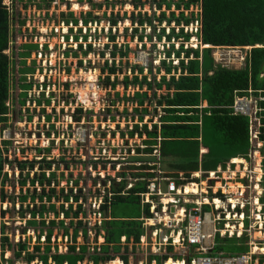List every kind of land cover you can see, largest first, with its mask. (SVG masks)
I'll return each mask as SVG.
<instances>
[{"label": "trees", "instance_id": "obj_1", "mask_svg": "<svg viewBox=\"0 0 264 264\" xmlns=\"http://www.w3.org/2000/svg\"><path fill=\"white\" fill-rule=\"evenodd\" d=\"M10 0H0V137L3 132L5 122L10 121L7 115L10 114V107L8 103L11 101V93L20 89V91H30L34 84H28L25 75H34V67H28V60L32 58V53L38 49L39 45L23 44L20 50L16 52L13 50V55H16L20 61L19 76L20 82L16 81L15 64L11 55L7 52L11 50L12 33L16 16L12 15L8 7L5 6ZM110 0H107V2ZM156 2V0H154ZM55 2V0H30L37 10L48 9ZM82 5L84 0H79ZM86 3L92 9L102 10L103 4H95L93 0H86ZM125 6V3H122ZM136 11L142 10L147 3L142 0H134L132 2ZM159 11H163L164 5L168 11L176 8L177 11L182 12L181 15L172 14V18L168 19L167 13H163L158 19L159 26H163L166 22L170 27L176 23L179 27L183 25L190 27L197 19L193 14L192 19L186 16V12L197 7H201L203 31L202 43L205 46L218 48H253L251 58L248 61V67L242 71H233L226 68L216 66L212 57V49L204 50H186L183 46L181 51L176 52V45H172V50L168 51L169 58L176 53L181 60L183 53L186 54L188 63L183 61L181 63L182 74L179 78L172 76H162L158 81L157 76H154L153 70H148V76H153L152 79L145 76L146 69L136 67L133 70L134 79L126 75L122 82L120 73L116 64L110 69L113 76L108 78V85L117 88L118 85L123 84L126 90L131 86H138L140 90L147 87L146 92H136L135 99L140 106H144L145 102L157 98V93L149 98V90H167V94L160 97L157 102L158 107L164 110V115L160 116L159 123H153L152 128L148 124L140 125L144 122L145 116L150 115L148 109H144L138 115V123L135 124L133 130L129 135L134 138L145 137L143 141L144 149H138L137 157L133 158L132 163L141 164L140 167H132L129 170L131 174L123 173L121 178L123 183L119 184L117 180L109 179L105 183V192L103 195L104 203L102 204V211L109 220L104 222L103 230L105 232L106 244L101 248H97L95 253L90 251L89 246V231L84 226V221H79L72 225H76V230L73 236V245L69 246L66 254H61L57 250L55 253L52 247L53 232L59 225L65 226L66 222L63 220L58 222L56 220L47 221L50 213L54 214L55 218H61L63 214L69 219L72 218L74 211V204L66 208V204L74 201L78 204V210L74 214V220L79 219L84 212V205L79 204L85 199L83 190L81 194H75L74 189L70 193H66V188L60 189V194L57 192L59 183L57 180V172L60 171L63 164L66 168L69 167V162L61 159V161L48 160L44 157L41 161L22 162L19 163L18 168L23 174L28 171L27 176L21 181L22 189L30 182V186L34 187V191L30 189L26 194H21L18 198L21 204L20 210L22 217L25 213L30 214L28 225L36 228L40 224L46 230H42L39 235L46 237V246L43 248L41 243L35 246L33 253L30 252V247L26 243H19L12 246L7 236V226L4 219L7 211H4L3 204L7 200L6 179L4 178V171L6 163L4 161L3 152L0 149V264H13L12 261L5 259L8 251L12 250L14 259L26 260V264H33L38 261L40 264H85L87 261L93 264H109L122 259L125 264H129V246L139 244L141 237L144 235L143 222L145 218L150 217L149 206L142 204L140 194L148 192V181L155 178L154 174L147 173L156 171L154 164L165 165L172 173H169L168 178H180L181 174H185V178L191 182L192 175L202 171L203 173L216 172L220 167L226 170L227 165L233 159L251 160V153L253 152V140L251 133V119L243 115L233 114L230 106H233L237 95H247L249 90L256 91V95H260L262 91L264 97V0H160L157 4ZM116 7L117 4L113 3ZM107 16V15H106ZM19 17V16H18ZM64 17V16H63ZM18 19L21 26L25 25L26 20ZM130 20L133 26H153L155 17L152 19L148 14L140 13L133 15L129 19L126 14L123 18L121 15L109 19L112 31L118 29L120 24L124 21ZM82 22L84 28L89 25L99 24L102 22L100 17H96L93 13H87L78 20L74 14L69 15L66 21L67 25L73 24L78 27ZM74 31V30H72ZM134 39L140 33V29L136 30ZM166 29L163 34L158 36L159 41H163L167 37ZM152 40L151 36H140V41L143 42L145 38ZM186 38L188 41L191 35H186L185 30L182 35H177L176 30H173L171 36H168L170 42ZM82 39L87 42L88 34ZM113 43H117V35L111 37ZM78 42L79 37H76ZM81 47V46H80ZM82 45V51H83ZM91 52H95L92 45H86V50L83 54L88 57ZM130 44L123 45L121 48L115 44L113 51V58L117 59L121 55L122 59H128L130 55ZM106 55L105 53H103ZM194 57V60L192 59ZM109 64L103 70L106 74L109 70ZM163 68V69H162ZM160 74L165 70L167 75L174 74L173 66H169L167 62L159 69ZM177 70V69H176ZM178 71V70H177ZM138 74V76H136ZM116 76V81L112 83V77ZM139 76H144L140 80ZM23 97H27L24 95ZM206 102L208 107L201 108ZM42 105V101L38 100ZM49 103V102H48ZM23 105L26 101L23 100ZM261 108L264 111V101L261 102ZM80 113L83 109L78 110ZM42 113L47 118L48 122L52 121V116L48 115L46 109ZM210 114V115H209ZM264 114V112H263ZM81 121V118H77ZM264 123V120H263ZM51 135V134H49ZM126 136L127 134H123ZM261 141H264V128L260 135ZM160 139V140H159ZM159 147V149H158ZM206 150V153L201 155V151ZM159 151L160 160L156 156ZM46 156L51 155V149H47ZM38 155H43V151L39 150ZM142 157V158H141ZM88 166L89 164L83 163ZM38 167L39 174L36 173L31 179V172H34ZM98 170V166L94 167ZM47 172L49 176H47ZM132 177L134 187L128 191V178ZM7 177V176H6ZM41 187V193L38 192L36 186ZM54 185V186H53ZM62 199V200H61ZM56 202L64 201L61 208L57 209ZM38 202V203H37ZM139 202L143 208V216L141 217H127L121 219L114 213V208L120 204ZM26 210H23L28 204ZM32 206V208H30ZM204 210H210L208 206ZM37 217L41 219L37 222ZM66 237H69V227L66 226ZM83 232L85 244L79 246L78 240ZM102 236V230L97 232V238ZM127 238V245H123V239ZM248 239H221L216 238V247L213 254H223L225 256H236L247 253L249 248L246 246ZM100 250V252H99ZM173 252V249H171ZM124 253V255H123ZM170 257L159 258L150 257L148 264H152L155 260L157 264H165ZM23 259V260H24Z\"/></svg>", "mask_w": 264, "mask_h": 264}, {"label": "rangeland", "instance_id": "obj_2", "mask_svg": "<svg viewBox=\"0 0 264 264\" xmlns=\"http://www.w3.org/2000/svg\"><path fill=\"white\" fill-rule=\"evenodd\" d=\"M133 1L134 0H110L107 2V0H93L95 4L104 5L102 10L92 9V7L86 3V0H84L83 5L79 0H55L51 6L53 7L54 3L60 4V7L53 9L57 24L61 20L66 22L70 14H74L75 17L80 20L82 16L91 12L96 17L102 19L100 25L93 24L89 25L88 28H84L80 22L78 27L74 26V31H70V36L74 37V39L77 36L79 37L78 42L75 39L73 44L70 43V45H72L70 50H73L74 55L72 58L68 57V61H66L68 63L67 67L68 65L70 67L69 79L72 81L68 90L69 92L72 91V93H70L68 98L65 96L62 97L61 95V100L59 102L55 101L56 105L55 103L53 104V107H55L52 109V114L56 115L54 122H47L45 127H41L44 124L43 121L38 123V120L35 118V124H38V126L37 128H34V125L32 127H30V125L27 126V131L31 134V138L23 142L24 146L33 144V148H29L24 152L29 162L42 160V156L37 154L38 150L51 149V155H47L49 160L61 161V159H63L65 162H69V166H72L70 169H67L62 165L60 171L57 172L56 182L59 183L57 187L58 194H60V189L66 188L67 194L70 193V190L74 189L75 194H81L83 190L85 196V199L81 201L86 212L85 216L82 214L79 219L74 220L73 217L78 210V204L70 202L66 204V208L68 209L70 205L74 204L72 218L68 219L66 216L64 218V215H62L61 218L54 219L53 213H50L48 217H46L48 222L50 220H56L57 223L63 220L66 222L65 226L59 225V227L54 229L52 247L55 253L58 250L62 254H65L69 246L73 245V236L77 227L76 225H72L73 221L78 223L84 220V226H92L94 233L93 235L91 233L89 240L92 249L97 246L101 247L105 244L103 237L97 238L98 228L94 227L99 221V216H97L94 211L90 212V210H94L93 208H95L97 199L99 204L101 197L106 194L105 183L109 182V187H111L109 179H119L121 174L124 173V170L128 169V163L133 160V151L144 149L143 141L146 139L145 137L139 138L136 136L132 138L129 135L135 124L138 123V115H140L144 109H148L150 115L145 116L144 122L140 125L142 126L147 123L149 128H152L153 125L150 121L159 123L160 116L164 115V110L158 107L157 102L160 97L168 93L166 89L158 91L154 88V90H149V98L151 99L155 92L157 93V98H155V100L153 99V101L148 99L144 106H140L135 99V94L136 92H146L147 87L140 90L138 86L133 85L129 90H126L123 84L118 85L117 88L108 85V78L113 76L110 72L113 64H116L120 73H122L119 75L122 82L126 75L134 79L135 75H133V70L138 66L153 70L154 76H157L158 81L165 75V70L160 74L158 69L160 67V62L166 59L167 50L163 51L165 40L159 41L158 36L162 35L165 29L167 33L170 34L177 26L174 23L172 27H170L167 22L163 26H159L158 19L163 13H167L168 19H171L173 13L179 16L182 12L177 11L176 8H173L172 11H168L165 5L163 11H159L156 4L160 2V0H156V2L154 0H142L144 3H147V5L142 10L136 11L132 5ZM175 1L179 2V0ZM27 3H29L27 0H23V2L17 6L21 19H28L26 27L29 26L31 21L32 26H42L43 22L39 24V22L36 21L38 20V15L35 14L34 8L31 5L25 8ZM113 3L117 4V6H112ZM122 3H125V6ZM76 4L79 5V11L75 8ZM8 5L12 9V3L9 2ZM65 6H67V9H65ZM194 11L195 12L191 10V12H187L188 14L186 15L192 19L193 14L196 15L199 12L198 9H194ZM135 13L136 15L140 13L143 15L148 14L152 19L155 17L156 20L153 26L148 25L140 28L138 25L133 26L132 21L127 20L121 23L118 29L112 31L109 19L112 18L113 15H121L123 18L127 14L129 19H131ZM44 24L47 25V23ZM137 29H140V33L135 36L134 39L133 35L137 34ZM14 32L15 28L13 26V33ZM26 32L25 35L30 36V33L28 31ZM193 33L196 34V30L193 32L191 31L189 35L194 37ZM87 34L89 39L85 42L82 37ZM25 35L21 36L20 39L25 37ZM115 35H117L118 38L117 43H113L111 39V37ZM142 35L144 37L151 36L153 40L151 41L145 38L144 41L141 42L140 36ZM20 39L19 42L24 43V45L35 43V41L32 42L30 40L26 42L25 38H22L23 41ZM58 42L56 40L52 41L51 46L54 45L56 47ZM193 43L197 44L195 41H193ZM115 44H118L120 48L123 45L130 44L131 52L128 59H122L120 54L117 59L113 58L112 54L115 50ZM172 44H174V41ZM82 45L84 48L83 51ZM86 45H92L95 49V52H91L88 57L83 54L86 50ZM20 47H16L14 50L17 52L20 50ZM169 48L170 42L168 41L167 49ZM58 49L59 46H57V50ZM227 52H230L231 55L227 60L230 63V67L226 69L242 71L249 66L248 61L249 58H251L252 50L212 49L213 57L214 54H217L218 57L217 60H215L216 66H219L217 63L219 59H225L224 54ZM154 55H156V58H154ZM11 57L14 60L16 69L15 77L17 79L20 62L16 55L11 54ZM176 63H179L178 60H175V65H177ZM107 64H109L110 68L106 74H103V70L107 67ZM136 76H138V74ZM145 76H148V72H145ZM143 77L139 76L140 80H142ZM148 78L152 79L153 76H148ZM115 81L116 76L112 77V83ZM260 92L262 91H259V93ZM79 109H83L84 112L80 113L78 111ZM77 118H81V121H77ZM33 133H36L37 136L41 135V141H38L37 147L34 146L35 141ZM124 133L127 135L124 136ZM48 134L51 135L48 136ZM259 146L261 148H259ZM256 156L257 160L259 156V160L263 163L264 168V141L258 142V140H255L251 160H249L248 165L245 166L246 168L249 167V173L246 174L247 179H252L254 175L255 181L257 179V183H260V180L264 177V171L259 168L256 172L258 165ZM83 163L89 165L85 166ZM121 164H123L122 170L119 168ZM96 166H98V170H95L94 167ZM237 170H241V166H238ZM13 172L14 174L12 177H9L6 186L7 194L10 196L7 209L8 213L4 218V222L7 226L6 233L12 246H16L22 241V243H26L30 247V252L33 253L35 246L38 245L39 242L43 248L46 246V242H44L45 236H43V238L41 237L39 241L41 231L46 229L40 224H37L36 228L29 226L28 221L31 220L29 213L26 212L25 217H22L21 210L18 207L20 201L16 198L21 194H26L28 189L33 192L34 187L30 186V182H28L27 186L22 189L21 181L25 177L22 176L20 180V175H17L16 171ZM167 172L172 173L170 169L165 166V173ZM36 173H40L38 167L34 172H31L30 178L32 179ZM47 176H49L48 172ZM221 176L223 177L225 175ZM19 180L20 182L18 183ZM203 183H207V181ZM36 188L38 192L41 193V188L38 185ZM259 188L260 186H258V191L260 195H262L263 187ZM235 189L236 187L232 190L235 191ZM53 203H56L59 211L63 210L61 206L65 203L64 201L56 202V200H54ZM257 204L258 203H256V207H262L260 204ZM28 205L29 203L25 205L23 210H26ZM30 208H32V206ZM114 213L121 219L127 217H141L143 216V208L140 206L139 202L120 204L114 208ZM40 221L41 219L37 217V222L40 223ZM66 226L70 228L69 237H66ZM260 236L264 239V235ZM78 243L79 246L85 244L83 232H81ZM150 253L149 251L148 254L150 255ZM146 258L147 255L142 248H133L129 246V264H148L149 259ZM5 259L12 261L13 264L27 263L24 259V255L22 259L15 260L12 250L8 251ZM33 264L40 263L36 261ZM85 264L93 263L87 261ZM109 264L125 263L118 259L115 263Z\"/></svg>", "mask_w": 264, "mask_h": 264}, {"label": "built area", "instance_id": "obj_3", "mask_svg": "<svg viewBox=\"0 0 264 264\" xmlns=\"http://www.w3.org/2000/svg\"><path fill=\"white\" fill-rule=\"evenodd\" d=\"M27 1L29 2L30 0ZM9 2L12 3V9L8 5ZM21 2H23V0H10L5 5L12 15H15L17 18L14 22L15 32L12 33L13 41L11 43V50L8 51V53L13 55V50L24 44L20 43L19 39L27 33L26 31L30 33V36L25 35V37L22 38H25L26 42L29 40L32 42L35 41L34 44L39 45V47L32 53V58L28 60V67H34L35 73L34 75H25L28 84H34L33 89L30 91H20V89L15 92L13 91L8 106L11 110L10 117L13 116V108L16 107L20 108L24 118L27 119L29 116L28 108L31 109V113H33L35 107H38V113L40 112V108H47L48 113L52 114L55 101L59 102L61 100V95L62 97L65 96L68 98L70 93H72V91L69 92L68 90L72 81L69 79L70 67L69 65L67 67L68 63L66 61H68V49L70 47L67 36L70 35V28L74 26L72 24L68 26L63 20L59 21L57 24L53 9L60 7L59 3H54L53 7L42 10H37L32 3H27L25 8L31 5L35 10V14L38 15V20L36 21L39 22V24L43 22V24L42 26H32L31 21L29 26L26 27L28 19H24L26 20L25 25L21 26L18 21L21 15L17 10V6L20 5ZM65 9H67V6H65ZM195 9H198L199 12L196 14L197 19L190 27L185 25L179 27L175 23L177 27L173 30H176L179 36L182 35L183 30L187 33L186 35L196 30V34L193 33L194 37L191 36L190 41L186 38H181L180 40L174 39L176 52L181 51L183 46H185L186 50H254L253 48H218L205 46L201 38L203 25L200 16L202 15V10L200 6ZM192 10L195 12L194 8ZM186 14L188 13L186 12ZM186 16L188 17V15ZM44 23H47V25ZM173 30L170 34L167 33V35L171 36ZM168 36L164 38L165 47L163 51L167 50L166 59L160 62V67L163 66L164 62H167L168 65L173 66L175 70L174 74L171 75H167L165 71L164 76H168L170 79L172 76H177V78H179L183 72L181 63L183 61L187 62L188 59L185 53H183L181 60L176 53L173 54L172 58H169L168 51L172 50L173 41L170 42ZM22 38L20 39L21 41H23ZM55 40L57 42L59 40L57 45L59 46L58 50L57 46H51V42ZM70 40L73 41V37H70ZM168 41L170 42L169 49H167ZM193 41L197 44H194ZM230 55L231 53L227 52L224 54L225 59H219V61H217L220 67H230V63L227 61ZM154 58H156V55H154ZM217 58V54H214V61L217 60ZM192 59L194 60V57ZM175 60L179 62L176 63L177 65H175ZM148 70L149 68H146V72H148ZM20 79L21 77L17 75L16 81L20 82ZM256 93L257 92L254 90H249L247 95H237L233 106H230L233 114L243 115L251 119L252 140H254L253 150L255 140L261 142L260 135L262 133V128H264V111L261 108V102L264 101V97L262 96V92H260V95H256ZM22 95H27V98H23ZM23 100L26 101L24 107L20 106ZM38 100L42 101L41 106H39ZM49 100H51V105L46 107L47 101ZM206 107H208V105H203L201 108ZM55 117L56 115L53 116V121ZM43 121H46L45 117H43ZM44 123L47 125L46 122ZM10 124L11 123H9V125ZM12 130L13 128L9 126L4 131L2 138L3 141L12 142L11 146L6 147L9 150L8 159L12 164L7 166L6 172H8L11 177L14 174L13 171H16L17 175L20 173L18 165L15 164L16 157L21 161L27 160L26 153L24 154L25 157H23L22 153L32 147L30 144L29 146H24V140L21 134L16 133L13 138ZM259 148L261 147L259 146ZM133 153V158L137 157L136 151H133ZM205 153V150L201 151V155ZM156 156L160 160V156L162 155L157 151ZM128 164V169L124 170V173L128 174L132 172L127 171L130 168L141 166V164H135L132 163V161ZM154 166L156 167V171L147 173L154 174L155 178L152 180H147L145 178V182L148 181L149 183L148 192L140 194L142 204L149 206L150 217L142 219L144 220V235L141 237L139 244L136 246L131 244L130 246L133 248H142L147 255L146 259H149L151 256L163 259L165 257H170L169 261L165 264H169L170 262L176 264H264V256L255 252L257 248L261 251L264 249V239L256 237L264 235V205H261V201H264V177L260 180V183H257V179L255 181L254 175L252 179H247L246 174L249 173V167H242L241 165H237L236 161H231L226 170L219 168L217 172L214 173L200 172V174L193 175L194 179H204L207 183L197 185L200 189V194L188 195V188L191 186L194 187L195 184L187 183L188 179L183 178V174L181 175V179H177L176 181L169 179L167 173H165V166L163 164L158 163L154 164ZM238 166H241V170H237ZM119 168L122 170L123 164H121ZM260 168L264 171L262 162H260ZM238 173H240V175H245L242 177L238 175ZM221 175L225 176L222 177ZM123 181L124 179L121 178V176L117 179L119 184L123 183ZM128 181L129 186L127 190L130 191L134 187L136 181H134L131 176H129ZM258 186H260V188L263 187L262 195H260L258 191ZM234 187H236L235 191L232 190ZM72 202L75 203L74 201ZM95 203L94 210L91 209L90 212L94 211V213L99 216V221L94 227H97L98 230L101 229L105 235L103 226L104 222L109 219L106 218L102 211L104 197H101L99 204L98 199ZM256 203L260 204L262 207H256ZM79 204L82 203L80 202ZM3 205L5 211H7L8 203L5 202ZM205 206H208L210 210H204ZM18 207L20 208V205ZM63 215L65 218V214ZM85 215L86 212L83 216ZM86 227L88 228L89 236L91 233L93 235L94 231L92 226ZM217 237L223 240L234 238L242 239L246 237L248 239L246 246L249 248V251L236 256L213 254ZM44 240L46 241L45 238ZM21 242L22 241L19 243ZM123 245H127V238L123 239ZM89 246L90 251L94 253L96 247L92 249L90 243ZM171 249H173V252H171ZM149 251L151 252L150 255L148 254ZM152 264H157V262L154 260Z\"/></svg>", "mask_w": 264, "mask_h": 264}, {"label": "clouds", "instance_id": "obj_4", "mask_svg": "<svg viewBox=\"0 0 264 264\" xmlns=\"http://www.w3.org/2000/svg\"><path fill=\"white\" fill-rule=\"evenodd\" d=\"M66 23V22H65ZM82 23V22H81ZM73 25V24H72ZM69 26V25H68ZM74 26V25H73ZM83 26V25H82ZM75 27H73V28H70V31H72L73 29H74ZM70 37H72V36H70V35H68L67 36V41L68 42H70V43H74V41H75V39H76V37H75V39H74V37H73V41L72 40H70ZM70 47H72V45H69ZM70 47H69V49H68V57H70V58H72L73 57V50H70ZM8 52V51H7ZM24 95H22V97H23ZM24 98V97H23ZM27 98V97H26ZM49 102V103H48ZM26 105V104H25ZM25 105H23L22 103H20V106H22V107H24ZM51 105V100H49V101H47V104H46V107H49ZM203 105H208L206 102H204V104ZM39 106H41L40 104H39ZM38 107H35L34 108V111H33V113H31V109L30 108H28V114H29V116H28V118L27 119H25L24 118V116H23V114H22V111L20 110V108H13V116L12 117H10V114H11V110H10V114L9 115H7V117L10 119V121H8V122H5V127L3 126V132H2V135H1V137H0V149L2 150V152H3V157H4V161H5V163H6V166H5V171H4V178L3 179H6L7 178V181H6V186H7V182L9 181V177H11V176H9V173L8 172H6V170H7V166L9 165H12L11 164V162L9 161V156H8V153H9V150H8V148H6V147H8V146H11V144H12V142H10V141H3L2 140V138H3V135H4V131L10 126V128H13V130H12V137L14 138L15 137V135H16V133H18V134H21V137H22V139L24 140V141H27L28 139H30L31 138V134L27 131V126H29L30 125V127H32L33 125H34V128H37V126H38V124H35V118L38 120V123L40 122V121H43V117H45V115L42 113V110L43 109H46V112H47V108H40V112L38 113V109H37ZM53 109H54V107H53ZM53 111V110H52ZM48 115H51L52 116V121H53V115H55V114H49V113H47ZM46 118V117H45ZM56 118V117H55ZM55 118H54V120H55ZM44 122H48L47 121V118H46V121H43V123ZM54 122V121H53ZM9 123H11L10 125H9ZM48 123H51V122H48ZM46 126V124L44 123L43 124V126H41V127H45ZM35 136H36V138H35ZM48 136H50L49 134H48ZM33 137H34V146H38V141H41V135H39V136H37L36 135V133H33ZM30 146H32L31 148H33V144H30ZM29 149V148H28ZM47 150V149H46ZM46 150H42L43 151V155H40V156H42V158L41 159H43L44 157H47L46 156V153H45V151ZM39 151V150H38ZM206 151V150H205ZM24 152H26V151H23V153H22V155H23V157H25V153ZM38 154V153H37ZM26 158H28V157H26ZM48 158V157H47ZM49 160V159H48ZM15 161H16V165H19V163H22V162H28V160H20V159H18L17 157H16V159H15ZM37 161V160H36ZM231 161H236V159H233V160H231ZM231 161H230V163H231ZM245 162H246V164L248 163V161L247 160H244ZM229 163V164H230ZM228 164V165H229ZM63 165V164H62ZM61 165V166H62ZM227 165V166H228ZM165 166V165H164ZM242 167L243 166H245V165H241ZM69 167H72V166H69ZM66 168V167H65ZM221 168V167H220ZM67 169H70V168H67ZM227 169V168H226ZM19 172H20V170H19ZM200 172H202V171H200ZM200 172H198V173H194L193 175H195V174H200ZM217 172V171H216ZM27 173H28V171H25L23 174L20 172L19 173V175H20V180H21V177L23 176V177H26L27 176ZM203 173V172H202ZM211 173H214V172H211ZM168 175H169V173L167 172V177H168ZM182 175V174H181ZM184 175V177L183 178H185V174H183ZM193 175H192V179H191V182L188 180L187 181V183H191V184H196V185H200L201 183H203L205 180L204 179H202V180H198V179H194L193 178ZM7 176V177H6ZM208 176V175H207ZM182 177V176H181ZM181 177L180 178H169V179H172V180H177V179H181ZM186 179V178H185ZM20 180L18 181V183L20 182ZM39 186V185H38ZM40 187V186H39ZM41 188V187H40ZM41 190V189H40ZM5 194H7V190H6V192H5ZM7 200L5 201V202H7L8 203V201H9V199H10V196L7 194ZM19 197V196H18ZM16 198V199H18L19 200V198ZM14 201V200H13ZM4 202V203H5ZM10 202V201H9ZM262 203H264V201L262 200L261 201ZM4 203H2V204H4ZM261 203V205H264V204H262ZM20 207H21V204H20ZM3 209H4V205H3ZM4 211H5V209H4ZM7 213H8V211H7ZM84 221V220H83ZM101 237H103L104 238V236H103V231H102V236ZM100 237V238H101ZM43 238V237H42ZM45 239H46V237H45ZM104 240H105V238H104ZM46 242V241H45ZM19 244V243H18ZM105 244H106V240H105ZM104 244V245H105ZM104 245H102V246H104ZM101 246V247H102ZM101 247H96V249L97 248H101ZM96 249H95V251H96ZM93 253V252H92ZM95 253V252H94ZM120 259V258H119ZM120 260H122V259H120ZM123 261V260H122ZM124 262V261H123ZM111 263H115V262H111ZM125 263V262H124ZM82 264V263H81Z\"/></svg>", "mask_w": 264, "mask_h": 264}, {"label": "bare ground", "instance_id": "obj_5", "mask_svg": "<svg viewBox=\"0 0 264 264\" xmlns=\"http://www.w3.org/2000/svg\"><path fill=\"white\" fill-rule=\"evenodd\" d=\"M72 1H75V0H72ZM75 8H76V10H78L79 11V5H75ZM130 23V22H129ZM260 158H259V156H258V160H259ZM257 160V156H256V161H257V167H258V169L260 168L259 167V165H260V160L258 161ZM236 164L238 165V164H240V165H245L246 164V162L243 160V159H237L236 160ZM258 172H260V171H258ZM258 175V174H257ZM259 176V175H258ZM261 177V176H260ZM204 187H205V185H204ZM260 192H262V191H260ZM190 194H196V195H198V194H200V189H199V187H197V185L195 184V186L193 187V186H191V187H189L188 188V195H190ZM258 205V204H257ZM258 237H261V236H258ZM256 253H260V254H264V250H260V249H258L257 248V250L255 251ZM169 264H176V263H172V262H170Z\"/></svg>", "mask_w": 264, "mask_h": 264}, {"label": "crops", "instance_id": "obj_6", "mask_svg": "<svg viewBox=\"0 0 264 264\" xmlns=\"http://www.w3.org/2000/svg\"><path fill=\"white\" fill-rule=\"evenodd\" d=\"M236 160H237V159H236ZM246 165H248V163H247V164H245V166H246ZM242 169H243V168H242ZM257 170H258V167H257ZM238 175H240V173H238ZM244 175H245V174H244ZM244 175H240V176H242V177H243ZM262 256H264V254H262ZM263 260H264V258H263Z\"/></svg>", "mask_w": 264, "mask_h": 264}]
</instances>
